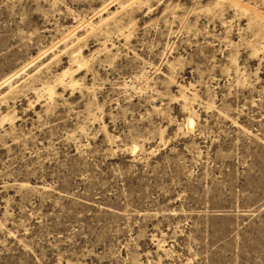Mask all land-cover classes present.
<instances>
[{
  "label": "rangeland",
  "instance_id": "1",
  "mask_svg": "<svg viewBox=\"0 0 264 264\" xmlns=\"http://www.w3.org/2000/svg\"><path fill=\"white\" fill-rule=\"evenodd\" d=\"M0 264H264V0H0Z\"/></svg>",
  "mask_w": 264,
  "mask_h": 264
}]
</instances>
